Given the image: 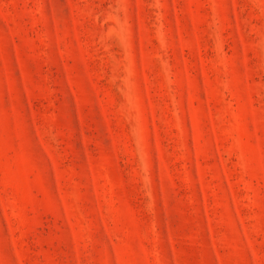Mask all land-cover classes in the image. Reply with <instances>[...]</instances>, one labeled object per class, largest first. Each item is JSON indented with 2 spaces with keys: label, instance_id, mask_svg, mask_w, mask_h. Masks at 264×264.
<instances>
[{
  "label": "rangeland",
  "instance_id": "obj_1",
  "mask_svg": "<svg viewBox=\"0 0 264 264\" xmlns=\"http://www.w3.org/2000/svg\"><path fill=\"white\" fill-rule=\"evenodd\" d=\"M0 264H264V0H0Z\"/></svg>",
  "mask_w": 264,
  "mask_h": 264
}]
</instances>
